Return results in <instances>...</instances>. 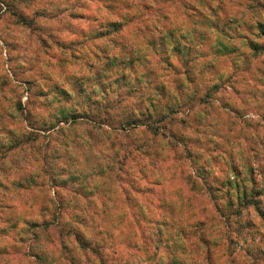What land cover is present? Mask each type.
<instances>
[{
  "label": "clouds",
  "instance_id": "1",
  "mask_svg": "<svg viewBox=\"0 0 264 264\" xmlns=\"http://www.w3.org/2000/svg\"><path fill=\"white\" fill-rule=\"evenodd\" d=\"M0 264H264V0H0Z\"/></svg>",
  "mask_w": 264,
  "mask_h": 264
}]
</instances>
